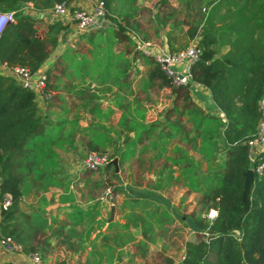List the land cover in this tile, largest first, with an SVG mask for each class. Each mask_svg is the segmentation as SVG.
Returning <instances> with one entry per match:
<instances>
[{"label": "rangeland", "instance_id": "374dc122", "mask_svg": "<svg viewBox=\"0 0 264 264\" xmlns=\"http://www.w3.org/2000/svg\"><path fill=\"white\" fill-rule=\"evenodd\" d=\"M188 2V0H127L126 4L122 5L124 7L121 11L132 13L133 3L137 9L135 16L138 18L140 29L129 31L128 35L124 36L117 35L115 29L108 27L102 30L78 28L79 33L75 35L77 37L69 46L70 48L63 50L64 52L61 51L63 52L61 54L59 52L60 55H57L53 63L48 65L51 68L49 81L52 87L47 88L45 83L43 90H36V101L41 115L44 116L43 122L49 125L47 116L54 122L47 131L56 137L60 134L62 138L59 144H53L55 153L50 152L48 155H51V159L47 160L45 165H39L46 175H41L37 169L35 176L29 170L23 185L24 201L21 210L27 216L33 215L36 226L44 221L47 224L50 223V204L59 202L72 204L69 206L71 213L78 209L79 212L81 209L83 212L87 211L83 216L91 220L100 213L106 218V223H112L114 219H109L110 214L115 215L119 212V208L124 206L122 209L125 215L127 214L125 224L127 221L129 223L132 217L131 222L135 225L137 217L141 222V217L138 215L136 217L134 213L139 210L143 212L145 230L152 233L155 226L162 224L163 215H165L163 208L160 207L161 204L156 206L154 200L150 201L148 198L156 197L158 194L154 191L159 190L185 211V221L192 225L193 229L188 230L184 227L181 233L168 232L167 228L159 229L156 232H161V235L157 237L146 234V232L140 233L138 230L135 235L136 240L133 242L128 243L129 236L120 244L117 242L124 251L122 257L124 263L121 262V264H156L167 258L175 263L179 262L183 253V239L196 234L197 227L191 215L204 211V205L200 202L201 192L197 191L199 189L190 188L186 183L199 186L202 182L203 189H207L208 182L199 181L201 174L198 173L206 167L202 151L210 148H201L200 143L196 144L198 141L196 138V143L191 142L195 132L198 133V130L194 128L192 115L188 110L183 109L182 103L172 106L173 97L176 94L172 92V85H179L173 82L167 83L161 77H151L150 71L157 67V62L136 48L134 37L138 35L142 40L169 51H177L187 46L190 39L186 31L190 25H201V20L212 14L211 5L206 7L201 0H194L190 4ZM220 18L217 14L215 22L220 21ZM228 22H231V19H228ZM111 26L113 27L112 24ZM218 26L223 27L224 25ZM90 31L96 32L86 36L82 35ZM93 36L99 37L96 41H92ZM106 44L107 47H112V51H108ZM55 48L56 46L50 54L55 53ZM113 52L129 53L132 60L126 62L127 66L121 74L115 69L114 73L106 78L107 61ZM86 56H88L87 66L95 69L92 72L95 77L84 76L85 81L80 82L83 80L79 74L83 71L81 72L80 69L86 68L81 61L84 62ZM120 56H122L121 53ZM112 77L116 79L113 80ZM122 78L127 85L120 83ZM75 84L77 86L72 87ZM128 86L130 91L127 90ZM79 89L82 92L78 91ZM93 92L94 95H92ZM178 96L182 97V94L177 93L176 98ZM182 99L184 101V98ZM175 106L176 110L169 108H175ZM141 108L145 110L144 113ZM168 111L170 115L166 116ZM206 113L210 114L207 111ZM194 114L198 113L193 112ZM153 116L158 117L159 123L149 133L152 136L146 137L144 142L136 143L138 135L143 130L142 126L138 127L139 123L132 128L131 121L148 124L156 121V119L153 120ZM221 121H224L223 117ZM167 122L181 124L183 134L171 137L167 141L162 134V131L169 130ZM187 129H193L195 132L188 136ZM88 140H92L97 145V149L88 150L86 145ZM261 145L263 143L259 144L256 151ZM175 146L179 147L178 151L172 148ZM219 147L220 144H217L215 156L209 157L208 160V164L213 165V168H219L222 165L220 163L225 155V151L220 150ZM155 151H159L157 156H155ZM91 152L103 154L107 160L95 168L87 167L84 161ZM181 152L184 154L182 155ZM175 159H180L181 162ZM108 164H112L113 167L106 168ZM186 165H189L188 169L185 168ZM187 172L191 175H187ZM48 176L53 177L50 182H47L50 179ZM44 182L46 186L43 185ZM154 185L157 187L160 185L158 190L153 191ZM133 197L144 198L136 203ZM125 199H128V202L129 199L132 201L119 206L121 200ZM209 211L206 214L207 218H210ZM204 214L201 215L204 216ZM44 216L46 219L43 218ZM99 223H103V220ZM50 227H46L45 230L47 231ZM39 230H37L39 235H36L38 238H35L39 244V254L36 253L39 258L34 260L33 255H26L30 264H57L59 258L65 254V250L70 252L73 247L76 249V246H67L64 250L63 245L57 248L61 256L57 253V256L53 258L49 251L50 242L49 240L47 242L42 234L46 231ZM157 238L158 243H155ZM147 246L148 248L153 246V249L149 251ZM156 247L159 248L156 249ZM52 248L55 247L52 246ZM97 250H94L95 257L100 253L105 259H109L116 254L108 245L104 251L98 253ZM166 250L170 257L166 255ZM0 251L14 253V255L21 253L17 247L4 245L1 242ZM1 252L0 261H4L7 257ZM70 253L72 264L82 263L84 252L79 247L74 253ZM67 256L68 254L65 255Z\"/></svg>", "mask_w": 264, "mask_h": 264}, {"label": "trees", "instance_id": "16d2710c", "mask_svg": "<svg viewBox=\"0 0 264 264\" xmlns=\"http://www.w3.org/2000/svg\"><path fill=\"white\" fill-rule=\"evenodd\" d=\"M72 1L0 0V11L15 12V19L7 22L0 32V66H19L27 68L30 72L37 71L57 45V34L68 26L57 20L45 23L43 25L45 29L42 31L39 25L41 20L25 11L22 8L23 3L31 2L34 8L44 10L48 7L53 8L56 3L69 5ZM102 1L105 5V16L115 24V27L110 29H115L117 35L126 36L129 31L140 29L138 18L135 16L137 9L133 3L132 13L129 14L121 11L124 7L122 5L126 4L127 0ZM188 1V4L194 2V0ZM201 2H204L206 7L212 6V14L202 19L201 25L192 24L186 31L190 40L198 37V45L201 47L198 58L191 65L192 80L203 84L210 92L213 103L223 114L224 121H221L219 116L206 113L197 105L192 98L189 83L172 85L174 94H182V97L178 96V98L175 94L172 106L182 103L183 109L188 110L192 115L194 128L198 130L197 133L193 129H187L188 136L195 132L194 140L192 139L191 142L196 143V138L198 140L196 144L200 143L201 148H210L202 151L206 167L198 173L201 174L199 181L208 182L207 189H203L202 182L199 186L185 182L190 188L199 189L197 191L201 192L200 202L204 205V211L199 214L192 213V220L197 227L196 237L194 235L184 241L183 257L175 264H264V142L253 159L250 158L248 145V140L256 135L262 117L264 38L263 42L255 41L253 33L255 28L264 26V0H201ZM75 8V6L69 7L70 11ZM217 14L224 23L231 19L229 30L236 33L233 45L225 53H219L217 37L223 35L226 29L223 27L221 30V27L215 25ZM253 22L255 28L250 26ZM95 32H84L82 35L95 34ZM94 37L91 38L92 41H96L99 36ZM111 48L107 47L108 51H112ZM120 53L121 59L116 60V54L113 53L107 61L106 78L114 73L115 69H119L117 63L121 71L126 68L128 60L124 58L125 53ZM83 56L85 58V55ZM87 59L86 56L85 61H81L86 68L80 69L81 72L83 71L79 73L83 79L80 82L85 81L84 76L95 77L92 73L95 69L87 66ZM156 65L157 67L150 71L151 77H161L171 84V77L158 63ZM44 73L47 88H50L52 87L49 81L50 66L46 67ZM112 78L116 79V77ZM124 78L120 83L127 85ZM75 86L77 84L72 87ZM127 90L130 91L129 86ZM78 91L82 92L80 89ZM169 108L176 110V106ZM193 112L198 114L193 115ZM169 115L168 111L166 116ZM43 120L44 116L41 115L37 105L35 91L20 84L13 75L0 72V194L9 192L12 196L9 208L0 210V238L11 237L19 244L20 252L25 255L39 252L35 232L37 227H43L47 223L39 221L36 226L33 215L27 216L21 210L24 198L23 185L29 170L35 176L37 169L41 175H46L39 165H45L47 160L51 159V155H48L50 152L55 153L53 144H59L62 138L60 134L56 137L47 131L54 123L48 116L49 125ZM158 123L159 121L148 124L131 121L132 128L138 124L143 130L138 135L136 143L144 142L146 137L150 138L152 135L149 133ZM167 124L169 130L162 131L167 141L171 137L183 134L181 124L175 122H167ZM217 144H220L219 149L225 151V155L220 163L222 165L213 168V165L208 164V160L209 157L215 156ZM86 145L88 150L97 149V145L92 140H88ZM158 153L159 151H155V156ZM175 161L181 162L180 159ZM259 164L262 165V169L257 170ZM188 166L186 165L185 168L188 169ZM112 167V164L106 165V168ZM248 168L254 170L245 202L242 193L245 172ZM186 174L191 175L188 172ZM48 178L50 179L47 182L53 179L50 176ZM43 185L46 186V183L44 182ZM211 208L216 210V215L207 218L206 214ZM202 213H205L204 216L201 215ZM0 264L18 263L4 260L0 261ZM156 264L174 263L172 259L167 258Z\"/></svg>", "mask_w": 264, "mask_h": 264}, {"label": "crops", "instance_id": "0c3cea01", "mask_svg": "<svg viewBox=\"0 0 264 264\" xmlns=\"http://www.w3.org/2000/svg\"><path fill=\"white\" fill-rule=\"evenodd\" d=\"M93 2H94L93 0H73L69 4V6L91 8L93 5ZM22 8L25 11L29 12L34 18L41 20L40 21L41 23H39V25H41L42 31H44L45 29L43 27L45 23L54 22L57 20H60L62 23H65L68 25L67 28L59 32V37H58L57 45L55 48V53L50 54L47 60L39 67V69H37V71L34 72L36 76L39 72L44 71L43 69H45L49 64L53 63V60L56 59V56L64 52L63 50L70 48L69 46L73 44V41L77 37L75 35L79 33V29L70 11L67 14H57L50 7L44 10H39V9L34 8L31 2L23 3ZM224 10L225 8L222 9V11ZM254 23L255 22H253V25H250V26L256 27ZM111 24L115 27V24H113L112 21L109 20L107 17H102V18L100 17L98 18L94 27H91V28L102 30L103 28L105 29L107 27L108 28L112 27ZM220 24H223L224 28L223 27L220 28L218 26ZM215 25L221 30L222 28L226 29V32L223 35H220L219 37H217L219 49H220L219 53H225L228 50H230L231 46L233 45L234 39L236 37V33L230 32L229 30L230 22H228V20L225 23L224 21H221V20L217 21ZM263 29H264V26L255 28V31L253 33L254 39H256L255 41L263 42L262 41L264 38ZM113 53L116 54L115 55L116 60L121 59L120 53H116V52H113ZM129 56H130L129 53L124 54V58L131 61L132 58ZM116 65L119 68L116 70H118L119 73L121 74L123 72L121 71L122 69L120 68L118 63ZM127 71L128 69L126 70V73ZM0 72L12 75L10 73L9 68H7L6 66H0ZM189 88H190L193 100L201 108H203L205 111L209 112L212 115L222 117L223 115L222 112L215 106V104L212 101L210 92L205 88V86H203V84L193 80L189 83ZM157 118L158 117L153 116V120L156 119V121H158ZM257 147L258 146L255 147V150H257ZM172 148H176L178 150L179 147L175 146ZM158 187L154 185L152 187L153 191L158 190ZM154 192L158 195H156V197L151 196L148 198H150V201L154 200V203L156 206L161 204L160 207L163 208L165 215H163L164 219L161 218L163 221L162 224L160 226H155L152 230V233H150L149 230H145V224L143 222L144 216L142 215L143 212L141 213V211L139 210L137 212L135 211L134 213L136 217L137 215L141 217L140 218L141 222H139V219L137 217V221L134 222L135 223L134 225L131 222L132 217H130L131 219L129 223H127L128 222L127 221L125 224V218L127 214L125 215L124 209L122 208H124L123 205L125 203L126 204L130 203L132 201L131 199H129V202H128V199H125L126 201L121 200V202L119 203V206H123V207H120L119 212H116L115 215L110 214L109 216L110 220L114 219L112 223H106V218H104L103 215H101L100 213H98L97 217L95 216L91 220L89 218H84L83 215L87 213V211L85 210L83 212V210L81 209L80 210L81 212H79L78 211L79 209H78L75 212L72 211L73 213H71L70 212L71 208H69V206L72 204L54 202L50 204V209H51L50 223L44 225L43 227H39V228L37 227V230L41 229L42 231H44L46 227L51 226L50 229H47V231L45 230L46 232H42V231L41 232L42 234H44L45 240H47V242L49 240L50 242L51 248H49V251L51 252L50 254L51 256H53V258L57 256V253H59L57 251V248H61V246L64 245L62 249L65 250L66 249L65 247L67 246H72V247L76 246V249L77 247H79L80 250L84 252L83 260L81 261L82 262L81 264H85V263L86 264H121V262H123L122 257L124 256L123 254L124 251L123 249L121 250V246L119 244L123 242V239L126 240L128 236L130 240L128 243H131L134 240H136L135 235L137 234L138 230L140 231V233L146 232V234H151V236L157 237V235H161V232L160 233L156 232V230L159 231V229L163 230L167 228L168 232L176 231L180 233L182 232V229L184 227L187 228L188 230H190V228L193 229L192 225H189L188 222L185 221V211L182 210V208H180L179 206H177V203L174 200H171L167 196L163 195L162 193H160L159 190L154 191ZM133 198H134V202L139 203V201L143 199L144 197H133ZM43 218L46 219L45 216ZM101 220H103V223H99V221ZM37 230L35 232V238H38L36 235H39L37 233L40 230L39 231ZM185 240H186V237L185 239H183V242H182L183 250H184ZM117 242L119 244H117ZM155 243H158V238H157V241H155ZM106 245L111 247V249L115 251L116 253L115 255L112 256V258L105 259L104 256H102L99 253V251H104V249L106 248ZM52 246L55 248H52ZM157 248L159 247H156V249ZM1 249H3V247H1ZM62 249L60 250L63 252ZM76 249H74L73 247L70 252L74 253ZM95 249L96 250L98 249L97 252L99 253L96 256L97 258L94 256ZM152 249H153V246H149L148 250L151 251ZM5 252L6 251H2L1 253L2 254L4 253L3 255L7 257L5 258L6 260H13L18 264H30L27 259V256L24 253H20L19 255L18 254L14 255V253H5ZM64 252L65 254L63 256H61V254L59 253L61 257L59 258L60 260L57 262V264H72L70 262V259H72L71 253L67 250H65ZM165 253L167 255L168 251L166 250ZM67 254L68 256L65 257V255ZM167 256L170 257L169 254ZM182 257H183V253H182L181 258ZM181 258L178 261H180ZM173 263L175 264V262Z\"/></svg>", "mask_w": 264, "mask_h": 264}, {"label": "built area", "instance_id": "2783aa9c", "mask_svg": "<svg viewBox=\"0 0 264 264\" xmlns=\"http://www.w3.org/2000/svg\"><path fill=\"white\" fill-rule=\"evenodd\" d=\"M69 5L65 3H56L52 10L57 14L69 13ZM72 17L76 21L79 29H87L94 27L98 18L105 15V5L102 0L93 2L91 8L79 7L75 8L72 12ZM15 19L14 10L0 11V32L4 25ZM134 40L136 42V48L143 54L152 57L161 69L171 77L172 82L175 85L190 83L192 80L191 65L196 61L198 55L201 52V47L198 45V37H194L187 46L177 51H169L156 44H152L149 41L142 40L138 35H135ZM10 73L19 81L23 86L29 87L32 90H43L46 83V74L39 72L36 76L34 72H30L24 67H7ZM262 117L259 122L258 131L256 135L248 140L250 158L253 159L257 151L255 147L257 144L264 142V97L261 100ZM107 160L106 156L100 153L91 152L85 158V164L87 167L95 168L101 164H104ZM257 170L262 169V165H257ZM12 202V196L9 192H3L0 194V210H6L9 208ZM216 210L211 209L209 211V217L213 218ZM1 244L12 245L17 247L20 251V246L11 237H1ZM33 255L34 260H38L36 253Z\"/></svg>", "mask_w": 264, "mask_h": 264}, {"label": "water", "instance_id": "95a60500", "mask_svg": "<svg viewBox=\"0 0 264 264\" xmlns=\"http://www.w3.org/2000/svg\"><path fill=\"white\" fill-rule=\"evenodd\" d=\"M253 168H248L247 171L245 172V182H244V190L242 193V198L246 202L247 201V195H248V190L251 185V178L253 174Z\"/></svg>", "mask_w": 264, "mask_h": 264}, {"label": "snow or ice", "instance_id": "6c2138e0", "mask_svg": "<svg viewBox=\"0 0 264 264\" xmlns=\"http://www.w3.org/2000/svg\"><path fill=\"white\" fill-rule=\"evenodd\" d=\"M212 215H215V213L213 212Z\"/></svg>", "mask_w": 264, "mask_h": 264}]
</instances>
